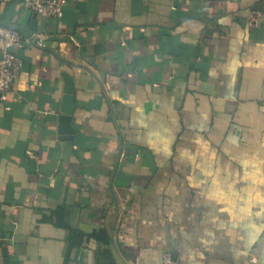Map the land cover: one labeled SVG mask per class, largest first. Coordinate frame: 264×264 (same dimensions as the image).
Wrapping results in <instances>:
<instances>
[{"label":"crops","instance_id":"crops-1","mask_svg":"<svg viewBox=\"0 0 264 264\" xmlns=\"http://www.w3.org/2000/svg\"><path fill=\"white\" fill-rule=\"evenodd\" d=\"M23 1L0 264H264V0Z\"/></svg>","mask_w":264,"mask_h":264},{"label":"built area","instance_id":"built-area-1","mask_svg":"<svg viewBox=\"0 0 264 264\" xmlns=\"http://www.w3.org/2000/svg\"><path fill=\"white\" fill-rule=\"evenodd\" d=\"M68 0H24L27 10L45 17L54 18L61 15L63 7ZM21 32L10 26L0 23V40L2 42V56L0 58V94H6L12 88L17 71L22 67L23 61L14 52L13 48L21 42ZM163 264H178L171 253L163 255Z\"/></svg>","mask_w":264,"mask_h":264},{"label":"water","instance_id":"water-1","mask_svg":"<svg viewBox=\"0 0 264 264\" xmlns=\"http://www.w3.org/2000/svg\"><path fill=\"white\" fill-rule=\"evenodd\" d=\"M29 15H31V16H32V15H35V16H37V14L33 13L32 11H30V10H26V13L24 14L22 20L18 22V24H19V25H20V24H24L25 19H26ZM3 25H4V24H3ZM6 26H7V25H6ZM10 27H13V26H10ZM14 28H16V29H18V30H21V31L25 32V30H22L20 27H19V28L14 27ZM68 113H69V112H68Z\"/></svg>","mask_w":264,"mask_h":264}]
</instances>
